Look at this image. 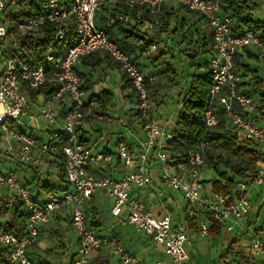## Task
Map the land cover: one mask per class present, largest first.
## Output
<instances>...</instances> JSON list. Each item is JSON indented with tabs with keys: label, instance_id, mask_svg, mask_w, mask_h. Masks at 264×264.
<instances>
[{
	"label": "built area",
	"instance_id": "1",
	"mask_svg": "<svg viewBox=\"0 0 264 264\" xmlns=\"http://www.w3.org/2000/svg\"><path fill=\"white\" fill-rule=\"evenodd\" d=\"M226 1L74 0L73 7L68 9L61 0H46L40 15L23 18L13 28L8 19L12 0H0V157L16 156L22 165L40 167L45 165V157L52 156L57 159L56 170L63 171L70 188L61 196L36 202L30 188L14 174L0 173V188L16 192L28 215L24 238L0 231V249L9 251L10 264H33L30 251L40 237L41 228L49 225L64 209L71 210L72 227L79 236V251L73 264H91L92 255L100 252L112 253L122 264H145L117 237L101 236L90 224L86 205L97 192L114 199L112 214L120 216L126 212L129 224L161 247L170 264H191L186 250V244L190 243L186 226L174 227L170 215L155 217L143 200L131 195L134 188L144 189L154 184L148 172L152 159L161 166V181L181 193L193 208L206 210L217 225L229 222L228 231H232L235 224L249 216L252 204L245 193L249 186L264 184V168L258 170L250 183L238 184L242 194L237 198L224 191L202 196L208 143L190 151L182 161L170 159L167 149L174 134L161 128L153 116L150 86L156 77L145 75L136 59L110 40L96 21L97 13L108 7L115 14L114 22L129 24L136 14V20L142 23L145 12L162 17L164 5L169 2L200 14L213 34V56L209 62L212 84L204 113L205 127L212 131L224 122L227 129L236 130L240 141L257 143L264 152V127L249 112L259 109L264 113V108L256 104L253 96L242 91V79L236 71V59L246 50L256 51L264 62V40L248 31L233 33L234 20L223 11ZM49 30L59 44L57 55L50 52L44 56L43 63L37 62L32 51L24 50V45L27 37L39 36L41 41H46ZM157 50V44L144 45L142 57L148 58ZM96 53L109 55L131 83L145 133L139 152L122 142L118 144L116 157L130 169L118 180L89 173L91 166L104 167L114 156L93 153L80 141L82 132L90 127L91 117L112 121L109 116L89 110L84 84L76 69L80 60ZM44 87H53L55 92L50 96L42 95L40 115L36 116L30 112L28 92ZM64 100H68L70 107L59 118L56 107ZM40 119L50 126L61 124L46 142L39 141L27 130L31 124L39 125ZM35 151L41 156H34ZM200 230L207 236L210 227L202 223ZM251 250L254 257L264 258V234L255 237ZM0 264H4L1 258Z\"/></svg>",
	"mask_w": 264,
	"mask_h": 264
},
{
	"label": "crops",
	"instance_id": "2",
	"mask_svg": "<svg viewBox=\"0 0 264 264\" xmlns=\"http://www.w3.org/2000/svg\"><path fill=\"white\" fill-rule=\"evenodd\" d=\"M110 11H112L111 8L103 7L97 13L99 18V23L97 24L103 29L108 28L110 37L126 53L137 59L145 75L156 77L155 83L150 86L156 103L162 91L166 89V84L173 82L171 80H174V82L179 80L175 66L177 60L179 61L180 59L184 76L189 79L191 75H204V73L208 72L209 61L213 56V34L210 26L200 14L190 12L169 2L164 5L162 17H155L145 12L143 22L139 23L136 20V14H133L129 26L123 30L111 23ZM128 29L134 30V33L139 34L140 38L133 37L131 33H128ZM143 43L157 44V52L148 58L142 57L140 55V47ZM252 52L256 53L254 50ZM206 55H209L208 60L200 58V56ZM237 61L238 65H245L249 67L251 72L257 73L258 80H254L253 73L243 78L241 88L242 91L254 97L257 105L264 108V102L261 97L264 93V88L260 92L255 91L256 81L264 82V62L256 58H250L248 55L238 56ZM166 64H168L169 69L160 70ZM76 69L85 87L86 98L90 105L89 110L112 118V121H99L91 117L90 127L80 135L82 144L93 153H108L114 156L113 160L104 167L100 164L91 166L89 173L95 177L108 176L118 180L130 170L116 157L118 144L122 142L132 151L139 152L145 140V133L137 112L136 92L124 73L112 61L110 56L105 53H96L80 60ZM183 80H185L184 77ZM103 93H111L112 95V101L104 111L101 110L100 103L92 98ZM42 99L41 95L34 103H30V112L32 114L40 115ZM69 107L70 103L68 100H64L57 105L56 113L59 118L63 117ZM259 111V109L249 110L256 122L264 127V113ZM120 114L124 117L123 125L114 123V119H120ZM41 121L42 119L39 120V125L35 123L29 125L27 130L33 133L35 130L38 133L43 132V135H39L37 138L41 142H46L50 139L53 131L60 127L61 124L50 126L43 120L44 126ZM156 122L169 133L177 128L178 123L177 121L174 126L170 122L163 123L159 120H156ZM233 130V128L225 129L223 134H228ZM233 132L237 134L236 130ZM112 146L115 147L114 150L111 148ZM261 151L263 152L262 149ZM34 156L40 157L41 154L35 151ZM206 158L208 159V157ZM8 159L11 162H16L17 167L15 170H8L7 172L16 176L20 174L21 180L19 181L28 186L33 196L38 198L40 202H45L47 197L44 191L38 188L39 181L56 188L55 195L58 196L70 190L63 171L56 170L55 162H57V159L54 157H45L46 163L40 167L31 164L20 165L16 156ZM256 168H264V162L260 163ZM148 172L151 174L154 184L144 189L134 188L131 191V195L143 200L155 217L170 215L174 227L185 225L190 236L189 246H192V238L206 237L208 238V243L214 242V250L216 251L215 253L211 251L207 253V258H204V264H264V258L261 256L254 257L251 250L255 237L264 234V227L256 228L252 234L249 233V229L254 222L248 216L235 224L232 231H228L231 223L226 222L217 225L209 218L206 210L199 207L193 208L186 202L181 193L175 192L165 185L160 179L161 166L156 159H152L149 163ZM27 173L31 174L30 178H27ZM218 180H220L219 175L211 184ZM241 182L245 181L242 180L239 183ZM6 190L1 188L0 194H7ZM5 194L0 195V197L8 196ZM232 194L237 198L242 193L236 187ZM255 194L259 201H263L261 206L264 207V198L261 199V191L257 190ZM245 195L248 197V192ZM202 196H211L206 189V185ZM114 205L115 200L101 192L95 193L92 199L87 202L86 210L90 217V224L97 230L99 235L117 237L131 254L145 264H158L159 262L170 264L161 247L156 245V248H153V240L149 236L138 232L129 224L126 212H123L120 216L112 214ZM260 211L261 207H255V209L252 207L251 213L257 212L260 214ZM175 213L179 214L176 220L173 218ZM202 223H207L210 230L215 229V231H209L207 236H203L200 230ZM235 231H237V235L234 237L231 233ZM223 232L226 234L223 239L224 243L223 240L220 242L218 239L222 238ZM231 245H235L234 252L236 255L232 254L227 258V250ZM222 249L223 252L220 253ZM78 251L79 236L72 227L71 210L64 209L54 216L49 225L41 228L40 237L36 245L31 249L30 257L33 264H73ZM190 257L191 264H198V259L195 256L190 255ZM91 264L122 263L112 253L100 252L92 255Z\"/></svg>",
	"mask_w": 264,
	"mask_h": 264
},
{
	"label": "trees",
	"instance_id": "3",
	"mask_svg": "<svg viewBox=\"0 0 264 264\" xmlns=\"http://www.w3.org/2000/svg\"><path fill=\"white\" fill-rule=\"evenodd\" d=\"M45 2L46 0H12V12L9 14L8 19L10 20L13 28L16 26L17 22L23 18L40 15ZM61 4L66 6L68 9H71L74 5V0H61ZM251 4L252 0H227L223 7V11L225 14L230 15L234 20V34L238 35L248 31L255 35H259L264 40V24L254 20L253 14L251 12ZM255 8L256 5H254L253 9ZM110 12L111 15L113 14L114 19L115 14L113 11ZM129 24L115 22V25L123 30L128 27ZM106 33L108 38L113 40L110 37V32L106 31ZM128 33H131L133 37L140 38V35L134 33V30L128 29ZM47 35L48 39L46 41H41L38 38L39 36L36 38L27 37V43L24 45V50L26 52L32 51L37 62L43 63L44 56L50 52L57 55L56 50L58 49L59 44L54 41V33L52 30H49ZM144 45L149 46L152 44L143 43L141 45V56L142 47H144ZM243 55H248L250 58H256L260 60L258 55L253 53L252 50H246L239 56ZM237 59L236 71L241 79L250 76L253 72H251L249 67L245 65H238ZM169 72L173 73L172 71ZM252 75L254 80H258L257 73H253ZM171 81L174 82V80ZM185 83L187 88L185 89L184 93L180 94L181 99L179 104L181 106V112L179 115L177 128L173 131L174 139L169 143L167 152L171 160L182 161L186 158L190 151L199 148V146L205 142L208 143V146H213L221 151L224 155L236 160L240 167L242 164H246L248 167L245 170L243 168H235L234 170L236 173L233 176H229L227 172L220 173V180L215 181L212 184L214 193L221 191L232 193L240 181L243 180L245 182H249L255 177L259 170L256 168V166L264 162V152L261 151V148L257 143L240 141L237 134L233 132L234 130L228 134L211 137V131L206 129L204 123L205 107L209 97V89L212 84V77L209 72V67L207 73H204V75H191L189 81ZM263 88L264 82L256 81L255 91L260 92V90ZM54 92L55 89L53 87H44L41 89L30 90L28 92V100L30 103H34L41 95L50 96ZM261 97L262 101L264 102V93L261 95ZM92 98L93 100H96L98 103H100V108L103 111L106 110L107 106L112 101L111 93H103L99 96H93ZM223 123L224 122H222V124ZM11 157L13 158V156L7 158ZM19 164L22 165L21 163ZM4 171L5 170L0 168V173L12 174ZM38 188L44 191L47 200L58 196L55 195L56 188L51 187L42 181H39ZM33 199L36 202H40V200H38V198L35 196H33ZM27 216L26 209L17 195L0 197V231L24 238L26 236ZM210 231L214 232L215 229H211ZM234 248L235 245H231L229 247L227 250V258L229 255H236ZM0 258L4 264H10V261L8 260V250L0 249Z\"/></svg>",
	"mask_w": 264,
	"mask_h": 264
},
{
	"label": "rangeland",
	"instance_id": "4",
	"mask_svg": "<svg viewBox=\"0 0 264 264\" xmlns=\"http://www.w3.org/2000/svg\"><path fill=\"white\" fill-rule=\"evenodd\" d=\"M254 5H256L255 9H253ZM251 8H252L251 12L253 14L254 20H256L258 22H262L264 24V0H252ZM110 18H111V23L115 25V22L113 20V14L111 15ZM96 21H97V23H99L98 15L96 17ZM105 30L108 31V28H106ZM200 58L203 60H208L209 55L200 56ZM181 59L183 60V58H181ZM175 66H176V71L179 75L178 76L179 80L177 82H171V83L166 84V89H164L162 91L160 98L158 99L157 103H156V100H154V96L152 95V92H151V96H152L151 98H152V103H153V116H154L155 120L162 121L163 123L170 122V124H174V126L176 125V123L179 119L180 112H181V106L179 104V101L181 99L180 94L183 93V91L186 89V83L185 82L189 81V78L187 76L186 77L184 76L183 66L180 63V59H179V61L177 60ZM168 69H169V66H168V64H166L165 66H162L160 70H168ZM183 77H184V79H186V81L183 80ZM112 88H114V87H112ZM136 102H137V95H136ZM119 117H120V119H118V118L114 119V123L123 125L122 122H123L124 117L121 114L119 115ZM41 123H42V125L45 126L43 119H42ZM225 129H227L225 124L219 125L217 129L212 130L210 132L211 137H216V136L222 135L224 133ZM34 135L35 136L43 135V132L38 133V131L35 130ZM111 148L114 150L115 147L112 146ZM207 157H208V159H207L206 166H208V167H205L203 172H202V181L205 182L206 189L208 190V192L210 194L213 193V190L211 188V186H212L211 182L213 180H215L218 177V175L220 176V173L228 172L229 176H233L236 173L234 170L235 168H243L245 170L248 167L246 164H242L240 167L238 165V162H236V160L231 159L227 155H224L221 151H219L218 149H216L213 146H208ZM16 167H17L16 162H11V160L8 158L0 157V168L2 170H5L4 172H7L8 170L13 171L16 169ZM217 173H218V175H217ZM16 177L18 180H21L20 174H18ZM30 177H31V174L27 173V178H30ZM257 190L261 191V194H262L261 199L264 198V186H257V185L249 186L248 191H247L248 192V198L251 201L252 207L254 209H255V207H259V208L261 207L260 214H258L257 212H252L249 215L250 220L254 222V224L249 229V233H251V234L254 232V230L256 228L264 227V207L261 206L263 201H261V200L259 201V199H257L255 197L256 196L255 193ZM6 191H7L6 192L7 194L1 193L0 195H4V194L5 195H15V193H16L13 191L11 192L8 189ZM107 200L109 201V199H107ZM178 215H179L178 213L174 214V216H173L174 220H176V217H179ZM130 230H132V229L130 228ZM197 231H199V230L197 229ZM231 235L235 237L237 235V231L231 233ZM225 236H226V234H225V232H223L222 238H218L219 241L221 242L225 238ZM191 242H192V244H191L192 246H189V244H186V250L190 255H193L198 259V264H204L203 263L204 258H207V253L209 251H211L212 253H215V251H216V250H214L215 243L214 242L208 243L209 241H208V238H206V237L205 238H197V239L192 238ZM223 243H224V240H223ZM225 246L227 247L226 242H225ZM152 247L156 248V244L152 243ZM222 252H223V249L221 250L220 253H222Z\"/></svg>",
	"mask_w": 264,
	"mask_h": 264
}]
</instances>
